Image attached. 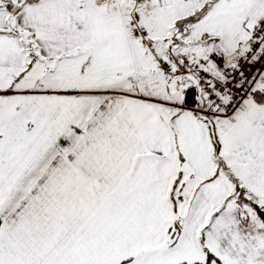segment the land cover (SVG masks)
I'll return each instance as SVG.
<instances>
[{
	"label": "crops",
	"instance_id": "1",
	"mask_svg": "<svg viewBox=\"0 0 264 264\" xmlns=\"http://www.w3.org/2000/svg\"><path fill=\"white\" fill-rule=\"evenodd\" d=\"M130 13L124 30L93 29L77 0H40L0 22V98L22 100L13 115L34 117L28 150L21 144L23 154L0 166V264H159L161 252L178 264L190 261L186 249L201 262L211 254V264L219 259L201 245L235 187L264 211V105L253 98L264 94L261 75L233 115L212 123L218 169L207 123L183 104L193 83L176 87L157 66L158 57L203 59L205 44L175 31L157 45L152 37L150 51L130 34ZM64 130L74 131L66 148L50 152ZM233 213L247 230L237 205ZM244 250V264H264V248Z\"/></svg>",
	"mask_w": 264,
	"mask_h": 264
},
{
	"label": "rangeland",
	"instance_id": "2",
	"mask_svg": "<svg viewBox=\"0 0 264 264\" xmlns=\"http://www.w3.org/2000/svg\"><path fill=\"white\" fill-rule=\"evenodd\" d=\"M31 1L33 0H0V22L2 19L7 20L10 14L14 15L20 7L30 4ZM148 3L151 8L145 9ZM162 3L164 4L162 5ZM119 5L124 8L128 6V9H125L127 12L133 9L131 0H119V4H113L112 0H77V6L87 16L90 15L89 18H92L89 26L93 29L111 28L124 30L125 10L120 12ZM143 5V10L146 12V14L144 13L146 15L144 17V26L150 29L153 28L152 37H156V41L154 40L155 45L160 43L158 40H162L164 37L169 38L172 36L171 34L178 31L182 33L184 38H189L190 41L197 42L200 46H203L206 42L203 36H208L210 43L220 44L221 48L228 54L232 53V56H238L244 52L251 37H253L252 29L259 22L264 21V0H147ZM141 22L143 24V21ZM99 38L102 39V36ZM96 50H99V48ZM95 52L98 51L90 53V66L96 60L94 57L97 58ZM192 54L194 55V53ZM103 56L105 57L104 52ZM105 59L108 61L107 56L101 60L104 61ZM88 67L89 64L85 69L87 74L90 73L88 76L96 74L93 70L92 72L89 71ZM105 67L109 68V65H105ZM259 85L264 88V72L257 82L256 89ZM257 90L259 91V89ZM11 103L18 104L23 103V101L19 100V102H16L15 99L0 98V107H2L0 109V160L6 162L3 165V162L0 163L1 168H6L11 164L8 162L23 154L25 149H22L21 144L28 150L29 139L27 136L29 133L27 124L29 120L34 118L31 115H13L16 111V105L11 106ZM214 122L212 120V123ZM80 124L81 121L79 119H74L70 127L77 129L80 128ZM58 135L50 152L64 150L66 148L65 143L74 135V131L64 130ZM27 150L24 155L28 153ZM47 159V156L42 157L38 167L41 168ZM39 171L40 169L38 168L34 172L38 173ZM33 182V179L25 180L20 188L30 187ZM238 193L233 192L229 196L230 198L228 197L229 200L225 201L224 206L219 208V222L217 227L214 228V237H212L211 241L208 239L201 245L204 256L207 252H210L219 259V261L213 260L211 264H244L246 262L242 256L246 252L244 247L254 248L261 246V248H264V245H258L252 241L253 238L258 236L264 237L263 224L250 206L253 203H244ZM234 202H237V204ZM235 205L240 210L241 219L246 221L244 224L247 225V228L245 227L247 230H244V232L242 231L244 226L238 227L240 220H237L236 215L233 213ZM6 206V203H0V215L5 211ZM259 229L262 230L259 231ZM236 236H239V239L244 238L245 241L237 243V240H234ZM160 255L159 264H172L171 262L173 261L170 258V254L161 252ZM199 255L195 254L194 256L191 252L188 253L187 249L183 253V256L190 260L186 263L201 262L202 257L201 255L198 257ZM152 257L154 258V256ZM173 257L176 258L177 255H173ZM153 261L151 264H157L155 259ZM136 263L135 260L134 264Z\"/></svg>",
	"mask_w": 264,
	"mask_h": 264
},
{
	"label": "built area",
	"instance_id": "3",
	"mask_svg": "<svg viewBox=\"0 0 264 264\" xmlns=\"http://www.w3.org/2000/svg\"><path fill=\"white\" fill-rule=\"evenodd\" d=\"M145 1L131 0L133 9L129 15L128 28L133 37L153 51L154 41L150 32L140 25L141 6ZM251 33L253 37L247 49L231 61L225 53L214 49V43L204 36L205 48L208 50L205 58L195 60L184 55L174 59L158 57V69L176 87H180L188 75L197 80L201 96L200 104L196 107L198 115L212 120L229 118L249 98L255 82L264 71V21L259 22Z\"/></svg>",
	"mask_w": 264,
	"mask_h": 264
},
{
	"label": "trees",
	"instance_id": "4",
	"mask_svg": "<svg viewBox=\"0 0 264 264\" xmlns=\"http://www.w3.org/2000/svg\"><path fill=\"white\" fill-rule=\"evenodd\" d=\"M38 1H40V0H33L30 3L38 2ZM253 98L255 101H258L264 105V94L256 93L253 95ZM183 104L187 108H196L197 106H199L200 98L198 97L197 91L194 87L185 91ZM213 146H214V158H215L216 165H217L218 169L224 170L223 162L219 156V144H218V141H217L215 136H214V140H213ZM235 192L236 193L238 192L237 187H235ZM251 206H252L254 212L257 214V216L261 220L263 227H264V211H262L260 209V207H258L257 205L251 204ZM212 257L213 256L211 254H207L205 262H195V263L182 262V263H178V264H209V262L212 260L211 259Z\"/></svg>",
	"mask_w": 264,
	"mask_h": 264
},
{
	"label": "water",
	"instance_id": "5",
	"mask_svg": "<svg viewBox=\"0 0 264 264\" xmlns=\"http://www.w3.org/2000/svg\"><path fill=\"white\" fill-rule=\"evenodd\" d=\"M217 47H218V49L220 51L223 52V50H222V48L220 46H217ZM186 78L193 83V86H194V88L197 91L198 97L201 99L200 88H199V85L197 83V80L191 75L186 76ZM200 118L207 123V125H208V127L210 129V135L212 137V140H214L215 134H214L213 124H212L211 120L209 118L205 117V116H200Z\"/></svg>",
	"mask_w": 264,
	"mask_h": 264
}]
</instances>
